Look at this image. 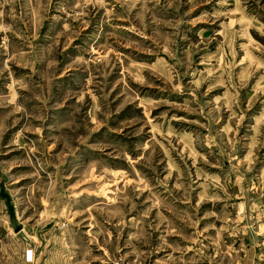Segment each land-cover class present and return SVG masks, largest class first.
Returning <instances> with one entry per match:
<instances>
[{
  "label": "rangeland",
  "instance_id": "obj_1",
  "mask_svg": "<svg viewBox=\"0 0 264 264\" xmlns=\"http://www.w3.org/2000/svg\"><path fill=\"white\" fill-rule=\"evenodd\" d=\"M0 264H264V0H0Z\"/></svg>",
  "mask_w": 264,
  "mask_h": 264
},
{
  "label": "water",
  "instance_id": "obj_2",
  "mask_svg": "<svg viewBox=\"0 0 264 264\" xmlns=\"http://www.w3.org/2000/svg\"><path fill=\"white\" fill-rule=\"evenodd\" d=\"M2 197H4L6 200V206L8 208V214L10 216L11 227L16 234H20L22 232L23 226L18 220L15 207L11 201V197L7 193H5L4 189L2 191ZM21 236L25 238L24 235Z\"/></svg>",
  "mask_w": 264,
  "mask_h": 264
},
{
  "label": "crops",
  "instance_id": "obj_3",
  "mask_svg": "<svg viewBox=\"0 0 264 264\" xmlns=\"http://www.w3.org/2000/svg\"><path fill=\"white\" fill-rule=\"evenodd\" d=\"M27 242V241H26ZM28 245H27V247H29V248H32V246L31 245H29V243H27Z\"/></svg>",
  "mask_w": 264,
  "mask_h": 264
}]
</instances>
